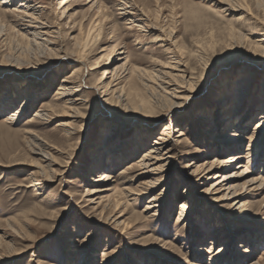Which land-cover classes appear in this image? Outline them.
<instances>
[{"label": "rangeland", "instance_id": "rangeland-1", "mask_svg": "<svg viewBox=\"0 0 264 264\" xmlns=\"http://www.w3.org/2000/svg\"><path fill=\"white\" fill-rule=\"evenodd\" d=\"M100 1L108 17L101 41L89 53L84 73L72 79L75 87H81L77 95L84 100L80 108L82 116L77 119L61 116V104L53 99L62 77L69 75L72 67L77 65L71 60L73 57L63 56L57 49L71 51V37L78 34L79 22L87 24L97 11L89 10L86 0H67L61 5V0H32L31 3L40 8L35 15L49 26L58 27L54 35L56 38H50L53 41L50 46L25 32L17 16L20 10L18 0L13 4L10 2L4 15L0 9V253L3 254L0 264H35L38 258L42 264H99L106 257L102 256L105 252L109 255L106 264H191L193 261L201 264H252L254 261L264 264V190L241 198L248 201L249 209L244 215L248 219L235 216L239 220L234 221L226 216L227 207L213 210L214 204L210 203L209 195H204L203 190L213 180H208L204 186H197L193 180L187 186L181 183L184 171L189 169L185 168L186 151H194L197 147L195 155L199 156L200 162L211 160L217 152L214 142L210 140L222 126L217 120L216 105L226 108L229 116H233L235 103H239L240 109L236 118L241 123L232 120L228 128L230 133L243 129L240 148L227 150L224 155L245 156V149L251 139L254 149L248 169L251 174L263 169L264 135H261V130L256 131L259 139L255 140L251 134L262 112L259 107L264 103V55L253 57L248 51V41L264 33V27H261L264 26V1L227 0L241 2L240 5L245 7L241 19H238L240 12L224 11L215 0ZM119 2L133 4L145 15L148 14L147 24L157 25L160 30L157 33L166 34L173 41L176 55L169 54L160 42L151 41L155 34L146 26L143 25L141 29L136 26L130 28L129 17L120 15ZM62 5L69 10L68 18L60 17ZM235 28L242 35L235 33ZM229 33H233L234 41L229 38ZM137 39L142 44H137ZM229 42L235 44V48L226 53L222 45H228ZM197 44L203 46L204 53L201 55H197ZM113 50V57L124 50L122 56H127L128 60L122 58L109 62ZM192 51L196 52L195 55H192ZM173 55L192 68L195 74L192 83L194 96L185 105L166 115L145 116L139 112H128L117 98L106 103L96 90L88 87L104 70L115 68L119 75L124 76L123 84L128 81L125 69L130 65L135 64L145 71H151L158 68L157 64L168 62ZM252 60L261 65L255 67ZM242 68L248 69L247 72L255 70L259 73L249 76L251 83L246 89L247 95L241 91L237 96H232L239 87L237 80L247 78ZM130 82V87L139 85L136 78ZM153 87L154 91L146 89L143 92L156 105V109H165L167 102L162 98L165 95L156 86ZM124 90L127 94V84ZM26 97L30 102L22 111V116L10 126L2 122L13 110L21 107ZM45 103L54 107L53 114L47 111L43 119L33 118ZM51 114L55 115L53 119L49 118ZM64 121L71 122L72 134L64 133L66 127L59 125ZM168 123L173 128L170 129L171 138L178 134L175 128L185 133L181 137V145L173 144L176 152L174 169L163 175L159 185L143 191L145 193L137 197H129L128 202L122 205L124 208L127 204L123 218L131 225L127 233L120 234L114 224L97 225L94 215L98 211L95 213L89 208L93 204H89L84 196L92 184L89 179L98 178L101 172L112 171L116 177L111 186L120 197V190L126 185H122L120 176L117 178L116 174L134 162ZM109 129H113L114 134L111 138L114 142L111 143L117 146L111 156L115 157L117 153L123 157V161L113 167L104 165L105 150H99L100 146L107 144L103 140L104 134L111 131ZM146 133L150 134L148 139ZM34 136L49 142L50 146L44 148V152H50L53 158L61 161L58 169H63L62 174L57 176L52 173L54 179L50 181L46 177L40 178L35 172L38 163L42 162L39 155L32 152ZM122 140L128 144L121 145L119 142ZM141 141L146 143V148L137 151L136 147L141 146ZM171 143L170 140L167 146ZM211 149L209 158L205 159V151ZM94 154L100 156L94 162L97 171L93 173L89 163ZM138 183L129 187L137 186ZM159 192H163L161 200L156 203L160 206L156 207L155 216H148L144 209L149 199ZM186 193L190 194L189 200H186ZM182 203L187 205L186 214L190 216V221L177 220ZM216 229L220 233L217 232L214 248L216 251L222 248L226 253L214 261L208 259L210 254L207 252H202V259L198 258L199 247L208 249L211 246L212 234ZM248 233L254 234L257 242L244 240ZM227 240L231 241V246L225 245Z\"/></svg>", "mask_w": 264, "mask_h": 264}, {"label": "bare ground", "instance_id": "bare-ground-1", "mask_svg": "<svg viewBox=\"0 0 264 264\" xmlns=\"http://www.w3.org/2000/svg\"><path fill=\"white\" fill-rule=\"evenodd\" d=\"M14 1L15 0H0V9L3 15L8 10L6 8L10 6V2L11 4H13ZM18 1H19L18 7L20 8V10L18 11L17 16H18V19L21 20L22 23L21 22L20 23L21 25H23V29L25 30V32L33 34L36 37V39L39 38L42 41H45L48 44H50V46H52L51 44H53V41L50 40V38L52 37L56 38L54 35L57 33L56 30L58 29V27L49 26V24H47L45 21H42V19H40L39 16L35 15V13L39 11L40 8L39 6H36V4L31 3L32 0H18ZM66 1L67 0H61L59 5L65 4ZM86 1L89 4L88 5L89 10L95 9V11H97L94 17L87 24L79 22L78 34L76 36L71 37V39L73 40V45H72L73 49L71 51L66 50L63 52L62 50L57 49V51L59 50L58 52L62 53L63 56H66V55L71 56L73 57L71 60L77 62V65H74L72 67L71 73H69V75L67 76L62 77V80L59 83V86H57V89L55 93L53 94L54 101H59L61 104V109L59 110V112H61L60 115L69 116L74 119H77L79 117L81 118L82 115L80 112V108H81V105L83 106L84 100L78 97L77 95V93L81 90L80 89L81 87H75L74 86L75 83L72 81V79L80 77V73L83 74L84 70L87 69L86 63H87V58L89 56V53L93 50V47L96 46L101 41L100 39H101V35L104 30V23L108 20L107 14L103 12L104 7L100 0H86ZM215 1L218 4H220L221 7H223L221 8L222 10L230 12V13L240 12L241 15L239 16L238 19L243 18L242 15H243V12L245 11V7L243 5H240L241 2L235 3V2L227 1V0L226 1L215 0ZM118 5H121L119 6L120 15H122V17H125V18L129 17L128 20L130 21L128 22L130 24V28L132 27L135 28L136 26L138 29H141L142 27L146 26L149 29V31L155 34V36L151 39V41L160 42L161 46L164 47L163 49L168 51L169 54L170 53L174 54V50H173L174 48L172 47L173 41L166 34L157 33V32H160L157 25L152 24V23L147 24L148 20L146 17L148 14L145 15L146 13L144 14L142 11H140V9L135 7V5L128 4V2H122L121 4H118ZM68 12L69 10L67 7H63V5L60 7V17L68 18ZM130 17H133V18H130ZM252 21H253V18H252ZM256 24L257 22L254 25ZM261 27H264V26H261ZM240 32H237V29H236L235 33H240ZM233 36H234L233 33H229L230 39H232ZM237 38H239V36ZM139 40L140 39H137L135 42L137 44H140L141 42ZM232 40L231 42L234 41ZM242 40L243 39H241V41ZM33 41L35 42V40ZM220 41H221L220 43H222L221 39ZM28 42H30V40H28ZM226 42H228V39ZM231 42H229L228 45L226 44L222 45L223 50H226V53H230L232 48H235V44ZM248 42H247L248 51L252 53L253 57L264 55V33L254 38V40H251ZM37 43L39 42L37 41ZM199 43L200 42H198V44ZM37 46H39V44ZM202 47L203 46H199V45L197 46V50H196L197 55L199 54L201 55L202 52L204 53V50ZM193 51H192V55L196 53V52L193 53ZM124 53L125 51L122 50L120 53H116V56L113 57L115 54L113 50V52L110 55L109 62H113L114 60H121L122 58H125V61H127L128 60L127 56H122ZM174 55L172 58L169 59V61L167 60L168 62L164 64H157L158 68L152 69L151 71H145L144 69L139 68L135 64L130 65L128 68L125 69L126 74L128 75V81H126L127 83L124 82L123 84H122V81H123L124 76L119 75L116 72L115 68L111 70H104L101 72V75L96 79V81L93 82L92 84H89L88 87L96 90L100 94L99 97H101V99L106 103L111 102L113 98H117L118 102L123 104V109H125L128 112L129 111L139 112L145 116L166 115L167 112L170 113L171 110L178 109L181 106L185 105L187 101L194 96L193 95L194 85L192 83L195 81L194 80L195 74L192 72L191 70L192 68L190 69L187 67V64H188L187 62L186 64L184 61L178 58V56L176 57ZM48 59H50V57ZM251 63H253L252 65H254L255 67L261 65L260 63L254 62L253 60ZM241 70L242 72L245 71V78L246 77L247 78L246 79L242 78L240 80H237L236 84L239 87L235 89L232 96H237L238 93L241 91L242 92L244 91L245 95H247L248 93L246 92V89L249 88L250 83H251L250 82L251 77L249 78V76L255 75V74L257 75L259 73V72H254L255 70H251L250 72H247L248 69L246 68H242ZM135 78L139 81V85H136V86L133 85L130 87L129 85L132 84L130 81H133ZM125 84H127V87H128L127 94L124 93ZM153 86H156L159 89V91L162 92L163 95H165L164 97H162L161 95V97L165 99V101L167 102V106L165 109L163 108L156 109L155 107L156 105L152 104L150 98L147 95H145V93L143 92V90L145 91L146 89H150L154 91ZM262 87L264 91V82L262 83ZM151 95L152 94H150V96ZM28 102H30V100L27 99L26 97V100L23 102L21 107L13 110L12 113L9 114L2 122L10 126L12 123L17 121L20 118V116H22V111L27 107ZM216 106L217 107L215 109L217 113L216 116L218 117L217 120L222 124V126L220 127L219 131L215 135L210 137L211 138L210 140L214 142L217 152L216 154H214L211 160L206 161V162L205 161L200 162L201 159H199V156L195 155L196 154L195 152L198 151L197 147L195 148L196 150L194 151L193 150L186 151L185 157L187 158V164L185 165V168L189 167V169L184 171V174L181 177L182 178L181 183L187 186L188 182L190 180H193L195 184H197V186L199 185L204 186L208 180H213L209 184V186L205 187V189L203 190L204 191L203 193L205 196L209 195L208 197H210L209 199L210 203L214 204V206H212L213 210L219 209V207H223V208L227 207L228 209L225 214L226 216H228L229 219L238 221L239 219H236L235 216H239V218L243 217L245 220V219H248L247 216H244L247 210L249 209L248 201L244 199L241 200V198H243L247 194H254L253 192H262L264 190V162L262 163L263 169L261 171L255 174L250 173V169H248L249 161H250L249 158L253 155V149H254V144H252L251 139L248 142L247 149H245V151L247 152L245 156L243 154H232L227 157L224 155V152L227 150L232 151L236 148H240L241 140L243 139V129L241 132H232V133L228 132L230 130L228 128L232 120H234V123L236 122L239 124L241 123V120L239 121V119L236 118L237 117L236 115H238V113L240 112L239 111L240 109H239V103H235V107L233 108V112H232L233 116H229L226 108L220 105H216ZM53 108L54 107L51 106V104L45 103L44 105H42V108H40L37 112H35V114L33 115V118L43 119L44 117L42 116H45L47 111L52 113ZM259 110H261L262 112L259 113L258 120L254 123L255 126L251 134V138L255 140L259 139L256 135L257 133L256 131L261 130L262 131L261 135H264V111H263L264 103L261 105V107H259ZM54 116L55 115H52L49 118L53 119ZM59 125L66 127L63 129L64 133L66 134L73 133L72 131H70V129H72L71 122L64 121L60 123ZM171 128H172L171 123L166 124L163 127L162 133H159L151 141L152 143H150L147 148L145 147L146 143H144V141H141L140 142L141 146L136 147L137 151L140 149L142 150L144 148L146 149H144V151L139 155L138 158L134 159V162L130 163L126 167L124 166V168L119 172V174H116L117 178L118 176H120L119 180L122 183V185H126L125 188L120 190V197L115 194L117 191L114 190L115 191L114 192L113 186H111V182L115 181L114 178L116 177L112 174V171L101 172L98 178L94 179L93 177V179L92 178L89 179V182H91L92 184L89 187V189H86L84 196L87 197L86 201H88L89 204H93L89 208L93 209L95 213L98 211V213L94 215L95 217H97V220L95 219L96 220L95 223L97 225L114 224V228L115 229L118 228L119 230L117 229V231L120 234L127 233V229L131 227V225H129V222L125 218H123V216L125 215L127 204L125 205L124 208L122 207V205L128 202L129 197L136 196V195L139 196L140 194L145 193L143 191L150 190L154 188L156 185H159L161 183L163 175H165L168 170L174 169L173 164H174V160L176 159V152H174L175 149L173 148V144L181 145L183 143L182 142L183 138L181 137L184 136L185 133L182 130H179L174 127L175 128L174 131L178 132V134L173 136V138H171L172 137L170 135ZM112 131L113 129L104 134L105 138L103 141L106 142L107 144L99 147L100 151L105 150V154L103 156L106 157V163L104 165H109L110 167H113V165L116 164L117 162L120 163L123 161V157H121L117 153L115 154V157L113 156L114 158L111 156L115 150L114 147L116 146V144L115 145L112 144L114 142V140H112L113 139L112 137L114 136ZM145 136L147 138L150 136V134L148 133ZM33 140L35 141L33 144L34 148L32 152L35 154H38L39 159L42 162V163H38V165L36 166L37 169L35 172L40 176V178L46 177L48 181L54 179V174H57V176L61 175L62 174L61 172L63 169L62 170L58 169V166L61 165L60 164L61 161H58L59 159L56 160V158H53L54 156L52 157V155L49 154L50 152H44V148L50 146L48 145L49 142L47 143L46 141H44L43 139L37 136H34ZM170 140L172 143L170 144V146H167V143ZM119 143L121 145L126 144V143L128 144L126 140L125 141L122 140ZM210 151H212V149L205 151L206 152L205 153L206 155L204 156L205 159L209 158ZM93 156L95 158L93 157V159H91L89 163V168L91 169L90 171L91 172L93 171L94 173V171H97L96 166H94L95 165L94 162H96L97 160L96 158H98L100 154H94ZM124 159H127V158H124ZM240 159H243V160L239 161ZM114 160H116V162ZM65 165L66 164H64L63 167H65ZM230 168H233V169L229 170ZM221 170H226V171L221 172ZM34 180L35 178L33 179V182ZM136 182H139L137 186L135 185L136 187L135 186L129 187V186H133L134 183ZM163 191H165V189H163ZM67 194L68 193H66V195ZM161 194H163V192H159V194H156L155 196L149 199L148 204L146 205L144 209V212L148 216L154 215L156 212V207L160 206L159 204H156V203L161 200V197H160ZM189 195H190L189 193L185 194V197H187L186 200L190 199ZM111 199H113L112 202H111ZM106 201L109 204L108 203L103 204V202H106ZM186 206L187 205L183 203L180 205L181 212L177 220H181L183 222L185 220L190 221V216L186 214V210H187ZM212 216H214V212L212 213ZM217 232L220 233L219 229H216L215 232L212 234L211 246L208 249H206L204 246L199 247L197 251L198 258L202 259V255H201L202 252H207L210 254L208 256V259L214 261L215 259L216 260L220 259V257H222L226 253V251L222 248L218 249L217 251L214 248V244H216V240L218 239ZM250 233L246 235L244 240L251 241L252 243L257 242L255 235L250 234ZM263 239H264V234H263ZM228 241L230 243H228ZM225 245L231 246V241L227 240ZM107 254L108 253L106 252L102 253V256H106L107 258L106 257L103 258V261L100 262L99 264H106V260H109L108 258L109 255ZM2 255L3 254L0 253V258ZM35 264H42L41 259L38 258L37 260H35ZM191 264H201V262L193 261L191 262ZM252 264H260V263L254 261Z\"/></svg>", "mask_w": 264, "mask_h": 264}]
</instances>
